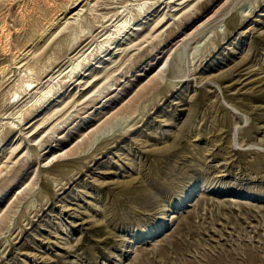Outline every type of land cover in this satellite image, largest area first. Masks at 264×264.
I'll return each instance as SVG.
<instances>
[{
	"label": "rangeland",
	"instance_id": "obj_1",
	"mask_svg": "<svg viewBox=\"0 0 264 264\" xmlns=\"http://www.w3.org/2000/svg\"><path fill=\"white\" fill-rule=\"evenodd\" d=\"M0 69V264H264V0H0Z\"/></svg>",
	"mask_w": 264,
	"mask_h": 264
},
{
	"label": "bare ground",
	"instance_id": "obj_2",
	"mask_svg": "<svg viewBox=\"0 0 264 264\" xmlns=\"http://www.w3.org/2000/svg\"><path fill=\"white\" fill-rule=\"evenodd\" d=\"M12 2H13V1H12ZM7 4H8V3H7ZM49 6H50V5H49ZM25 8H26V7H25ZM47 8H48V7H47ZM17 14L19 15V13H17ZM22 18H23V17H22ZM232 20H233V19H232ZM46 27H47V26H46ZM122 27H124V25H123ZM19 29H20V28H19ZM43 30H44V29H43ZM71 36H72V35H71ZM4 42H5V41H4ZM3 44H4V43H3ZM14 55H15V54H14ZM13 61H14V60H13ZM74 69H76V68H74ZM3 70H4V69H0V74H2V75H3V73H4ZM160 71H161V70H160ZM160 71H159V72H160ZM257 83H258V84H261L260 86H264V81H262L261 78H260L259 81H257ZM30 84H31V83H30ZM26 85H27V84H26ZM24 86H25V85H24ZM24 86H23V87H24ZM25 87H26V86H25ZM21 88H22V87H21ZM25 89H26V88H25ZM103 89H104V88H103ZM261 89H264V88H261V87H260V90H261ZM256 130H257V129H256ZM249 141H250V140H249ZM252 142H253V141H252ZM258 142H259V141H258ZM259 156H260V155H259ZM263 158H264V157H263ZM263 166H264V165H263Z\"/></svg>",
	"mask_w": 264,
	"mask_h": 264
}]
</instances>
